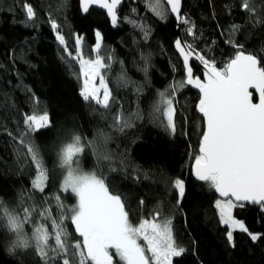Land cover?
Here are the masks:
<instances>
[{
    "label": "trees",
    "instance_id": "16d2710c",
    "mask_svg": "<svg viewBox=\"0 0 264 264\" xmlns=\"http://www.w3.org/2000/svg\"><path fill=\"white\" fill-rule=\"evenodd\" d=\"M24 2L0 0V200L7 207L15 208L19 194L27 193L30 188L32 169L20 167L22 159H17V144L7 132L15 136L24 130V114H33L35 97L39 109L36 114H43L46 108L55 125L53 130L35 136V143L44 154L49 169L55 163L54 148L61 139L56 133L60 130L66 134L75 131L88 140H92L97 131L105 133L110 139L103 147L111 160L97 164L96 157L86 148L81 166L85 171L104 172L110 189L125 200L134 224L141 217L148 218L160 204L162 215L172 218L176 242L187 249L182 257L174 259V264H264V238L253 242L246 233L236 231L235 247L230 246L226 226L219 222L214 208L216 193L192 174L194 161L191 157L197 154L199 132L203 128L195 107L199 94L190 87L178 94L180 103L174 136L151 122L156 90L163 91L174 79L183 78L181 60L174 49L178 26L172 16L162 20L147 9L146 0H134L124 4L119 12L121 20L113 26L102 12L92 10L83 16L78 0H67L63 8L59 7L61 0H27L36 11V18L34 26H26ZM251 2L256 9L255 15L264 21V0ZM240 4L241 0L183 1L182 14L194 24L196 33L193 38L186 33L187 26L181 24L184 40L194 44L206 58L214 59L217 67H222L235 54V49L227 43L229 39L242 44L246 52L257 55L264 64V22H250L249 14ZM48 16L60 24L69 50L73 49L74 35L83 37L85 58H94L95 31L102 33L101 55L106 62L109 55L113 57L106 80L116 103L109 110L83 100L78 62H73L61 51ZM128 20L146 25L150 29L147 38ZM232 25H239V31L233 33ZM144 57L148 58L150 83H146L141 71L145 67ZM121 67L131 81L144 85L138 101L133 84L121 86L117 83ZM192 67L194 74L202 77L201 70L194 64ZM137 103L142 120H136L134 126L123 133L111 127L112 114L121 106L125 114L135 112ZM171 178L186 182L187 193L180 208L175 205L176 193L166 183ZM60 179L58 170L50 174L45 194L57 192ZM32 195L39 207L41 194ZM61 199L68 206L75 203L71 193L61 194ZM140 200L144 201L143 206L138 203ZM234 215L252 232L264 233V213L256 206L237 208ZM68 230L72 232L71 225ZM9 240L0 229V264H19L20 260L23 264H39L31 250L23 256L10 255L6 251Z\"/></svg>",
    "mask_w": 264,
    "mask_h": 264
},
{
    "label": "snow or ice",
    "instance_id": "6c2138e0",
    "mask_svg": "<svg viewBox=\"0 0 264 264\" xmlns=\"http://www.w3.org/2000/svg\"><path fill=\"white\" fill-rule=\"evenodd\" d=\"M122 3L123 0H78L82 13H89L93 6L106 10L113 26L121 20L118 9ZM66 4L67 0H61L59 7ZM240 6L249 14L250 22H264L255 15L251 0H241ZM22 7L26 26H34L35 9L27 0ZM146 7L162 20L172 15L179 24L187 26L186 33L195 38L194 24L181 12L182 0H146ZM47 20L55 40L62 46L61 51L73 62H78L83 77L80 93L83 100L109 110L116 103L106 80L113 57L109 55L106 62L101 55L102 33L95 31L94 58H84L83 37L74 35L73 49L69 50L60 24L51 16ZM128 22L139 27L147 38L150 29L146 25L132 20ZM239 29V25H232L233 33ZM227 43L235 49V54L222 67H217L215 60L198 52L194 44L182 37L177 38L174 47L181 57L183 78L174 79L163 91L156 90L150 118L156 126L174 136L180 103L178 94L187 87L198 90L195 107L201 115L203 128L199 132L197 154L191 157L194 161L192 174L198 182L218 194L214 208L219 222L226 226L230 246L235 247L236 231L246 233L253 242L264 238V233L252 232L234 215L235 209L247 206H256L264 213V64L257 55L246 52L242 44L231 39ZM143 59L145 67L141 71L146 83H150L148 58ZM192 60L202 64L203 79L194 74ZM116 80L121 86L133 84L139 100L144 85L131 81L123 67ZM254 93L258 102H253ZM37 104L34 97L33 114H24L23 131L15 136L7 132L17 144V159H22L20 167L30 166L32 175L30 188L27 193L19 194L17 207L9 208L0 200V229L10 237L6 251L10 255L19 253L23 256L31 250L39 264H174V259L182 257L187 249L176 242L172 218L162 215L160 204L148 218L141 217L134 224L125 200L110 189L104 172L98 169L85 171L81 166L86 148L96 157L97 164L111 160L103 147L110 137L102 131H97L92 140L75 131L57 132L61 139L55 145V163L49 169L44 154L35 143V136L53 130L55 125L46 108L43 114H36L39 111ZM111 118V127L123 133L133 127L136 120H142L143 115L137 103L135 112L125 114L121 106ZM65 136L67 138H63ZM57 170L61 177L59 190L51 195L45 194L50 174ZM109 170L115 171L114 168ZM166 183L176 193L175 205L180 208L187 193L185 180L171 178ZM36 193L41 194L39 207L33 200L32 194ZM63 193H71L75 203L66 205L61 199ZM138 203L143 206L144 201ZM68 225H71L72 232H69ZM19 264H23V260Z\"/></svg>",
    "mask_w": 264,
    "mask_h": 264
},
{
    "label": "water",
    "instance_id": "95a60500",
    "mask_svg": "<svg viewBox=\"0 0 264 264\" xmlns=\"http://www.w3.org/2000/svg\"><path fill=\"white\" fill-rule=\"evenodd\" d=\"M183 1L184 0H182V7H181V12H182V9H183ZM126 2H134V0H123V3L119 6V9H118V14H119V12H120V10H121V8L124 6V4L126 3ZM92 10H96V11H99V12H102V13H104L105 15H106V17H107V19H108V21L110 22V18L107 16V14H106V10H104V9H101V8H99L98 6H93L91 9H90V11H92ZM89 11V12H90ZM82 13V12H81ZM87 14H89V13H87ZM87 14H85V13H82V15L83 16H86ZM172 16V15H171ZM172 18L175 20V18L172 16ZM175 22L177 23V26H178V38H183V35H182V32H181V28H180V25L181 24H179L176 20H175ZM111 23V22H110ZM184 39V38H183ZM174 49H175V47H174ZM175 52H176V54L178 55V53H177V51L175 50ZM178 57L180 58V60H181V57L178 55ZM191 63L192 64H194V65H196L200 70H201V73L203 72V67H202V64L199 62V61H195V60H192L191 61ZM204 77H203V75H202V77H201V79H203ZM194 92H196L197 94H199L198 93V90H196V89H194V88H192V87H190ZM256 99V102H258V97H257V95L254 93V96H253V102H255L254 100ZM200 115V114H199ZM201 116V115H200ZM192 173H193V169H192ZM217 195V197H218V194H216ZM219 198V197H218Z\"/></svg>",
    "mask_w": 264,
    "mask_h": 264
},
{
    "label": "rangeland",
    "instance_id": "374dc122",
    "mask_svg": "<svg viewBox=\"0 0 264 264\" xmlns=\"http://www.w3.org/2000/svg\"><path fill=\"white\" fill-rule=\"evenodd\" d=\"M85 58V57H84ZM81 79H82V86H83V77L81 76ZM99 83V81L97 80V84Z\"/></svg>",
    "mask_w": 264,
    "mask_h": 264
}]
</instances>
